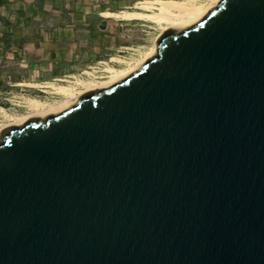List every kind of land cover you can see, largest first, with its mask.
<instances>
[{"label": "water", "instance_id": "1", "mask_svg": "<svg viewBox=\"0 0 264 264\" xmlns=\"http://www.w3.org/2000/svg\"><path fill=\"white\" fill-rule=\"evenodd\" d=\"M154 47L0 131V264H264V0Z\"/></svg>", "mask_w": 264, "mask_h": 264}, {"label": "rangeland", "instance_id": "2", "mask_svg": "<svg viewBox=\"0 0 264 264\" xmlns=\"http://www.w3.org/2000/svg\"><path fill=\"white\" fill-rule=\"evenodd\" d=\"M154 1L161 0H65L67 7L64 10L72 14L71 25H74L75 32L67 39L60 59L61 74L49 83L68 84L76 78L87 79L89 75L85 72L101 76L107 65L121 67L116 62L118 60L132 62L139 59L159 35L158 26L145 20L108 18L106 14L142 11L139 10L141 5ZM97 17L104 19L102 32L97 29L100 22ZM41 86L44 84L10 88L8 95L0 96V108L11 113H23L26 110L20 106L26 99L53 101L57 98L51 94L50 88Z\"/></svg>", "mask_w": 264, "mask_h": 264}, {"label": "crops", "instance_id": "3", "mask_svg": "<svg viewBox=\"0 0 264 264\" xmlns=\"http://www.w3.org/2000/svg\"><path fill=\"white\" fill-rule=\"evenodd\" d=\"M66 7L65 0H0V96L61 74L60 59L75 32ZM97 20L104 31V19Z\"/></svg>", "mask_w": 264, "mask_h": 264}, {"label": "bare ground", "instance_id": "4", "mask_svg": "<svg viewBox=\"0 0 264 264\" xmlns=\"http://www.w3.org/2000/svg\"><path fill=\"white\" fill-rule=\"evenodd\" d=\"M216 0H161L144 3L138 12L108 13L106 17L121 20H145L158 26L160 33L166 28H184L197 22L215 5ZM159 33V34H160ZM155 37L152 44L143 52L139 59L116 61L121 67L107 65L102 70L101 76H94L88 72L87 79L76 78L68 84L45 83L40 88H50L51 94L57 96L53 101H43L35 98L26 99L23 103L25 112L11 113L0 108V131L9 126H21L32 117H44L49 114L61 112L73 105L77 98L87 92L96 91L110 86L135 71L146 59L154 53ZM116 60V59H115ZM92 72V71H91Z\"/></svg>", "mask_w": 264, "mask_h": 264}, {"label": "built area", "instance_id": "5", "mask_svg": "<svg viewBox=\"0 0 264 264\" xmlns=\"http://www.w3.org/2000/svg\"><path fill=\"white\" fill-rule=\"evenodd\" d=\"M20 107L23 108V109H25L22 105Z\"/></svg>", "mask_w": 264, "mask_h": 264}]
</instances>
